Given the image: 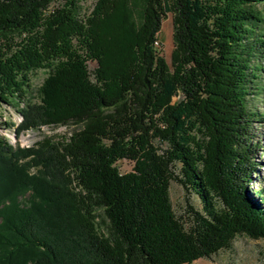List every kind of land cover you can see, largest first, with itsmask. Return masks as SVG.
<instances>
[{
    "label": "trees",
    "instance_id": "obj_1",
    "mask_svg": "<svg viewBox=\"0 0 264 264\" xmlns=\"http://www.w3.org/2000/svg\"><path fill=\"white\" fill-rule=\"evenodd\" d=\"M84 1L0 0V107L45 67L17 133L74 126L24 148L0 135V264H191L237 235L264 244V183L260 203L248 189L264 0H143L139 18L129 0H94L89 15ZM167 14L170 64L155 46ZM171 181L202 203L188 223Z\"/></svg>",
    "mask_w": 264,
    "mask_h": 264
},
{
    "label": "rangeland",
    "instance_id": "obj_2",
    "mask_svg": "<svg viewBox=\"0 0 264 264\" xmlns=\"http://www.w3.org/2000/svg\"><path fill=\"white\" fill-rule=\"evenodd\" d=\"M143 0H129L130 8L133 16L139 18L143 5ZM94 0H85L82 2L84 15H89L93 9ZM172 17L167 14L162 20L161 29L158 35V44L155 45L159 55L163 56L168 64L171 61L173 50L172 40ZM95 62L89 61L90 69L94 68ZM49 69L45 67L36 68L29 72V89L26 96L23 98L14 99L11 105H2L0 107V135L7 138L8 141L15 147L20 146L30 147L35 142L42 140L45 137H52L55 140L61 136L68 135L74 128L73 125L47 127L42 125L39 129H28L17 133L18 126L23 121V116L20 113L25 104H38L40 102L39 91L47 77ZM23 101V102H22ZM256 108L264 113V94L255 100ZM262 137L258 138L261 141V150L257 154V158L262 163L258 174H253V179L249 185V196H254V200L261 202V197L254 194L264 183V131ZM28 139L23 140V137ZM164 147V145H163ZM118 169L121 173L128 172L133 167V162L123 159L117 162ZM180 165L175 166V173L180 175ZM33 170V169H32ZM31 170V171H32ZM34 171V170H33ZM170 200L173 210L184 223L189 222V207L190 204L195 210L201 211L202 203L197 195L190 190H186L181 184L171 181L169 189ZM191 264H264V244L262 240H254L245 235H237L231 242L230 247L222 249L210 257L200 258Z\"/></svg>",
    "mask_w": 264,
    "mask_h": 264
},
{
    "label": "bare ground",
    "instance_id": "obj_3",
    "mask_svg": "<svg viewBox=\"0 0 264 264\" xmlns=\"http://www.w3.org/2000/svg\"><path fill=\"white\" fill-rule=\"evenodd\" d=\"M26 139H28V137H25V136H24V137H23V140H26Z\"/></svg>",
    "mask_w": 264,
    "mask_h": 264
},
{
    "label": "built area",
    "instance_id": "obj_4",
    "mask_svg": "<svg viewBox=\"0 0 264 264\" xmlns=\"http://www.w3.org/2000/svg\"><path fill=\"white\" fill-rule=\"evenodd\" d=\"M158 44V41H155V45H157Z\"/></svg>",
    "mask_w": 264,
    "mask_h": 264
}]
</instances>
